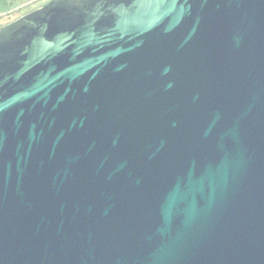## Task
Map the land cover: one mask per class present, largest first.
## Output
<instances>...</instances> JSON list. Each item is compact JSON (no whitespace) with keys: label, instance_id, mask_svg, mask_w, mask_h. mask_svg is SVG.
Here are the masks:
<instances>
[{"label":"water","instance_id":"obj_1","mask_svg":"<svg viewBox=\"0 0 264 264\" xmlns=\"http://www.w3.org/2000/svg\"><path fill=\"white\" fill-rule=\"evenodd\" d=\"M0 264H264V0L0 26Z\"/></svg>","mask_w":264,"mask_h":264},{"label":"rangeland","instance_id":"obj_2","mask_svg":"<svg viewBox=\"0 0 264 264\" xmlns=\"http://www.w3.org/2000/svg\"><path fill=\"white\" fill-rule=\"evenodd\" d=\"M49 0H0V26L44 5Z\"/></svg>","mask_w":264,"mask_h":264}]
</instances>
